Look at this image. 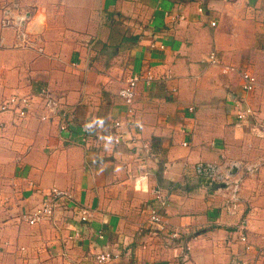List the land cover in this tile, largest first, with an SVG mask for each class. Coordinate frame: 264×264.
I'll return each instance as SVG.
<instances>
[{"label": "crops", "instance_id": "crops-1", "mask_svg": "<svg viewBox=\"0 0 264 264\" xmlns=\"http://www.w3.org/2000/svg\"><path fill=\"white\" fill-rule=\"evenodd\" d=\"M9 8L35 42L0 26V103L31 100L24 119L0 113V264H97L105 251L111 264H264V0H0V23ZM146 72L128 115L118 93ZM199 162L239 178L236 197L207 187ZM52 188L73 205L28 225ZM155 188L166 231L151 236Z\"/></svg>", "mask_w": 264, "mask_h": 264}, {"label": "built area", "instance_id": "built-area-1", "mask_svg": "<svg viewBox=\"0 0 264 264\" xmlns=\"http://www.w3.org/2000/svg\"><path fill=\"white\" fill-rule=\"evenodd\" d=\"M15 8V7H13ZM11 9L3 10V18L1 20L0 26L5 29H13L16 34V38L20 43L21 47H34V42L31 40L25 29L24 25L28 18L24 15H13ZM214 26V23L211 24ZM155 44L151 45V48H156ZM162 49L163 47L160 46ZM37 52L41 53L42 49H37ZM209 62L212 65H216V60L214 54L209 56ZM240 77L243 81L242 90L246 93L252 92L255 89L256 82L254 77L246 72H241ZM154 81L151 72H146L144 75L133 74L124 83L123 87L120 89L118 95L123 100V103L127 107V114L132 115L134 113V102L136 95V88L139 83L143 82L146 86H149ZM43 99L46 101L47 105H51L53 102L48 97L47 93L43 94ZM31 107V100L28 97L20 96H10L3 99L0 103V113H13L17 119H24ZM253 116V111L248 107L244 110L238 109V114L236 116L238 121H245L249 117ZM65 118V117H64ZM63 118L64 123L61 124V130L67 129V124ZM46 118L42 117V120ZM116 128H121V122H116L114 124ZM120 142V137L115 135L113 138V143L117 144ZM234 166V165H233ZM236 167V166H235ZM195 174L202 179H210L216 183H223L225 188L229 190L234 197L239 190L240 179H236L234 175L229 172H225L222 168L215 163H202L199 162L194 167ZM153 205L148 209V225L150 226L151 236H156L158 231H166L163 225V211L167 205V198L163 195L161 189L155 188L153 190ZM73 196L68 191L60 190L57 188H52L47 194H45L44 200L41 202L40 206L30 213L23 215L24 221L30 225L34 226L43 221H51L55 218L56 212L61 207H70L73 205ZM72 204V205H71ZM78 221L85 223L89 222L91 219V213L87 208H79L73 213ZM173 238H178L176 233L172 234ZM241 241H245L244 237H241ZM117 256L110 252H102L96 255L95 261L97 264H111L113 259Z\"/></svg>", "mask_w": 264, "mask_h": 264}, {"label": "water", "instance_id": "water-1", "mask_svg": "<svg viewBox=\"0 0 264 264\" xmlns=\"http://www.w3.org/2000/svg\"><path fill=\"white\" fill-rule=\"evenodd\" d=\"M204 184L211 189H224L225 185L223 183H216L210 179H203Z\"/></svg>", "mask_w": 264, "mask_h": 264}]
</instances>
